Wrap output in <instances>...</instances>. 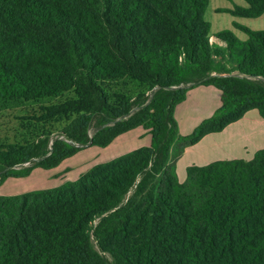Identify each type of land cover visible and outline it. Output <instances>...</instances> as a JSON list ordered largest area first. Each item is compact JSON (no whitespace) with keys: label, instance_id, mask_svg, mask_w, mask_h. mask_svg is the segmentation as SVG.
<instances>
[{"label":"trees","instance_id":"trees-1","mask_svg":"<svg viewBox=\"0 0 264 264\" xmlns=\"http://www.w3.org/2000/svg\"><path fill=\"white\" fill-rule=\"evenodd\" d=\"M243 1L226 12L264 13V0ZM207 4L0 0V112L38 105L33 122L64 124L0 146V185L132 129L149 134L73 181L0 196V264H264V146L190 165L183 182L174 170L204 135L251 109L264 119V31L233 22L244 41L210 34ZM199 85L220 106L180 135L175 106Z\"/></svg>","mask_w":264,"mask_h":264},{"label":"rangeland","instance_id":"rangeland-1","mask_svg":"<svg viewBox=\"0 0 264 264\" xmlns=\"http://www.w3.org/2000/svg\"><path fill=\"white\" fill-rule=\"evenodd\" d=\"M233 5L244 6L245 3L243 0H208V4L204 10V19L210 24V34L220 30L228 29L234 34L238 41H244L245 34L234 28L232 25L233 22L246 26L247 28L254 31H264V14L255 18L233 17L228 12H226L228 9H232ZM210 41H213V39L210 38ZM39 112L40 110L38 105H27L1 111L0 146H5L7 144H11L12 142H22L26 139L30 140L31 138H35L36 132L39 131L49 132L53 135L51 138L55 137L57 131L61 130L64 124L59 121H46L45 123L33 122L30 117L33 115H39ZM140 129L141 131L139 136L135 137V131L129 134L130 137H123L122 135L104 148L89 146L79 150L73 155L72 158H70L71 160H69V166L71 168L70 170H81L80 174H82L94 164L108 161L121 155L123 152H125L124 150H127L130 147L134 148L142 143H146L149 139V134L146 130L142 128ZM92 131L93 128H91L90 132ZM31 132L34 133L31 134ZM123 146L124 148L122 149ZM184 161H186V158H183V162ZM41 171H44L41 172L42 174L46 173L48 175V170L42 169ZM51 175L52 174L43 178V176L40 177L38 173H34L32 176L28 175L29 178H26L27 176L25 178H7L0 185V194H23L40 188L54 187L71 179L70 177L66 176L60 178L56 175Z\"/></svg>","mask_w":264,"mask_h":264},{"label":"crops","instance_id":"crops-1","mask_svg":"<svg viewBox=\"0 0 264 264\" xmlns=\"http://www.w3.org/2000/svg\"><path fill=\"white\" fill-rule=\"evenodd\" d=\"M219 106V91L214 87L199 85L187 90L185 99L177 104L174 109V118L177 122L178 133L180 135L190 134L192 129H194L202 120L210 117ZM135 131V137L139 136L141 131L140 127L120 134L114 138V140H117V138L122 135L123 137H130L129 134ZM114 140L112 142H114ZM148 145L149 139L146 143H142L134 148H128V151L124 150L125 152L122 154ZM263 146L264 119L259 116L256 109H251L239 120L227 125L223 130L206 134L195 144L184 148L174 165L176 177L179 182H182L186 175L185 169L190 165L201 166L215 160L224 159L249 160L252 158L253 154ZM123 148L124 146L122 149ZM72 157L73 156L64 159L55 168L48 169V175L52 174L51 176L56 175L60 178L64 176L70 177L71 179L67 181L77 179L81 170H70L69 160H71L70 158ZM183 158H186V161L183 162ZM40 169L41 168H35L31 171L29 176H32L34 173H38V175L40 177L43 176V178L48 176L46 173L42 174L41 172L44 171H41L42 169ZM29 176L26 178H29ZM0 196L4 195L0 194Z\"/></svg>","mask_w":264,"mask_h":264}]
</instances>
